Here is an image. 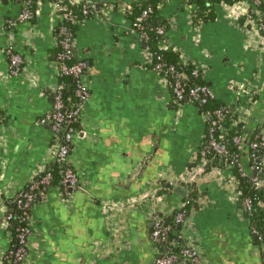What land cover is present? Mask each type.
Returning <instances> with one entry per match:
<instances>
[{"label":"crops","instance_id":"obj_1","mask_svg":"<svg viewBox=\"0 0 264 264\" xmlns=\"http://www.w3.org/2000/svg\"><path fill=\"white\" fill-rule=\"evenodd\" d=\"M24 1L0 0V255L11 242L3 221L6 200L43 173L58 148L39 118L51 111L60 81L54 36L59 20L49 0H38L32 21L10 25ZM97 1L99 15L83 21L74 40L77 58L89 65V98L81 105V130L73 136L68 165L84 190L66 196L56 179L45 200L34 204L27 264H155L152 214L167 219L194 192L180 235L199 250L201 264H264L233 171L213 161L198 166L206 131L199 109L173 104L163 77L149 67L151 53L128 32L121 7L144 0ZM160 5V21L169 24L164 47L201 69V81L219 104L234 110L248 105L255 92L244 131L249 139L264 124V47L243 24L245 6H217L216 20L196 28L184 0ZM10 48L25 59L17 77L9 73ZM154 147L142 177L129 179ZM163 182L174 185L160 192ZM179 186L186 194L175 192Z\"/></svg>","mask_w":264,"mask_h":264},{"label":"built area","instance_id":"obj_2","mask_svg":"<svg viewBox=\"0 0 264 264\" xmlns=\"http://www.w3.org/2000/svg\"><path fill=\"white\" fill-rule=\"evenodd\" d=\"M38 0H25L21 11L17 15V20H10L9 24L14 26L17 22L32 21L37 12ZM53 9L57 13L59 23L61 25L59 32V40L57 45H61L63 52L58 55L60 61H65L71 55V49L74 47L73 34H71L67 25H62L65 22H70L74 25H80L83 21L88 18L96 17L100 13V3L97 0H49ZM244 5L245 9L242 11L243 24L249 27L256 35H258L261 45L264 47V7L263 0H237L233 5ZM191 11V22L196 28L201 24H194L193 17L197 10V6L193 4H187ZM71 6H80L83 19L77 18V16L70 9ZM228 6V5H226ZM121 10L125 13L131 10V8L121 7ZM151 8L145 10L139 17L136 18L135 22H132L126 15L128 22V32L132 35H137L141 41L149 39L148 34L145 32L144 21L147 19ZM55 30V29H54ZM157 33L163 36L161 41V47L165 50L170 48L164 47L166 31L164 27L157 28ZM152 55V54H151ZM7 60L9 63V73L11 76H19L24 69L25 59L19 54L11 50L7 51ZM159 63L153 68L156 72L160 73V70H164L163 77L164 84L169 88L173 104L176 107H182L185 102H188L196 106L200 115L202 116L205 124V136L203 143L198 150V159L201 161L200 165L205 164L207 161L211 162L217 159L224 166L231 169L234 173L232 178L233 183L238 189L239 196L242 199L244 210L248 215L253 213L254 203L252 197L244 195V193L238 187V179L234 172L237 169L238 173L242 177H247L248 170L244 164L241 154L231 150L233 146H242V136L240 134L230 135L231 131H236L238 126L244 129L249 122L251 117V105L254 102L253 96L255 92L249 95V104L242 103L237 105L234 110L228 106H223L217 109H204L211 101L215 100L214 91L210 86L205 83H190V77L182 69L179 70L173 65H168L158 58ZM78 63L67 66L65 63H58L59 71L67 76H74L77 81L76 97L79 99V104L75 110L71 111L68 115L72 117L74 121L81 123V105L89 98V90L85 81V70L87 68L84 60L78 58ZM182 67H192V77L194 79L201 80V69L192 66L189 63L183 62L181 59ZM247 85L239 88V91H246ZM63 85H58L55 89L57 92L54 96V104L51 111L42 114L39 118V123L42 126L51 124V131L54 139L58 144L57 152L55 154L52 163L58 165L67 166L64 171L63 178L60 182V189L66 196H71L76 192L83 191V187L80 185L77 173L68 165L69 157L73 148V136L79 130H75L73 127L68 128L63 136H59L62 126L65 123L66 114L62 111L64 104L62 101L61 89ZM238 92V93H241ZM232 114V122L226 125L224 121ZM264 150V124L257 125V133L255 139L249 143V154L248 158L258 161V153ZM198 162V161H197ZM264 166V158L259 161L256 166H251L250 170L256 171V175L251 178V183L256 189H264V178L260 176L262 167ZM47 169L51 171L47 172L40 179H34L29 184L28 188H23L17 192L13 197L16 203V207L22 211L20 218V226L15 234V243L13 244V235L9 230V226L14 220L13 214L5 213L3 217L4 224H6L10 235L11 242L7 249H5L0 255L2 264H27L28 255L30 252V241L32 238V227H31V210L34 204L38 201H43L47 197V189L51 186L53 181L51 164ZM46 171V170H45ZM174 183H169V187H172ZM41 189V193L38 196L37 191ZM169 190V189H168ZM161 192V190H160ZM188 199V198H187ZM189 204L185 201V205L179 209H176L170 216L173 217L172 223H167V219L164 220L160 212H154L152 214V228L151 238L153 243L158 249V257L155 260V264H174L178 260L185 261L187 264H201V254L198 249L191 247L185 242L180 235V232H175L176 226L182 228L186 223L188 214L185 210ZM260 207L263 208L264 204L261 203ZM169 216V217H170ZM164 221V222H163ZM253 232L258 236L261 242V247L264 252V229L263 233L252 227ZM175 235L177 238H173Z\"/></svg>","mask_w":264,"mask_h":264},{"label":"trees","instance_id":"obj_3","mask_svg":"<svg viewBox=\"0 0 264 264\" xmlns=\"http://www.w3.org/2000/svg\"><path fill=\"white\" fill-rule=\"evenodd\" d=\"M165 0H144L140 3H133L131 4V10L126 11V15L128 18L132 21L135 22L136 18L139 17L145 10L151 8V12L149 13L147 19L144 21V26H145V32L148 34L149 39L142 41L143 44L145 45V48L148 49V51L152 54V61L149 64L150 68H154L158 63L159 60L158 58H161V61L168 64V65H173L179 70L185 71L188 76L190 77V83H203L200 79H194L192 77L191 71L192 67H182L181 61H180V53L171 49L165 50L161 47V41L163 39L162 35H159L157 33V28L159 27H164L165 31L168 30L169 24L166 21L161 22L160 21V13H161V8ZM237 0H184L186 4H194L197 6V10L194 13L193 17V23L194 24H204L207 22H212L215 21L217 18L216 14V7L220 5H228L231 6L233 5ZM264 7V0H263V5ZM70 9L74 14L77 16L79 19H83L84 15L82 14V10L80 6H71ZM62 25H67L71 34H73V37L76 36V30L78 28V25L71 24L70 22H65ZM61 25L57 26L54 30V36L59 40V32H60ZM56 51V61L60 62L61 64L65 63L67 66H72L76 63H78V58L76 56V50L73 47L71 49V55L68 59L65 61H60L58 58V55L63 52V48L61 45H57L55 48ZM84 60V59H83ZM84 62L87 65V68L85 70V73L88 71L89 65L86 60ZM165 71L162 69L160 70V74L163 76ZM59 85H63V88L61 89V94H62V101L64 104L63 107V112L66 114L65 118V123L61 128V131L59 133V136H63L66 133V130L68 128L73 127L75 130H81V123L74 121L72 117H69L68 115L70 114L71 111L75 110L76 107L79 104V99L76 97V89H77V81L74 78V76L70 75H64L60 72V81ZM58 92V91H57ZM54 91L51 96H52V106L54 104V96L57 93ZM225 105L219 104L216 100L211 101L208 105L204 107V109H217L221 108ZM232 122V114H229V116L226 118L224 123L226 125L230 124ZM46 127H48L51 130V124H47ZM257 133V127L252 131V135L249 136V139H246L247 137L245 135L244 129H241V127L238 126L236 131H231L230 135H237L240 134L242 136V146H233L231 148L232 151L238 152L241 154L242 160L244 164L246 165V168L248 170L247 177H242L237 169H234V172L237 176L238 179V187L239 189L244 193V195H248L252 197L253 203H254V209L253 213L249 215L252 223V227L257 228L260 233H263L264 229V210L263 208L260 207V204H264V189H256L253 187V184L251 183V178L256 175V171H252L248 168L251 166H256L259 164V161L264 158V150L260 151L258 153L259 159L258 161L252 160L248 158V163H245L244 157L245 155L249 154V143L252 142L255 139V135ZM55 136V135H54ZM214 164L220 165V162L215 159L213 161ZM51 168H53L52 171V176H53V181L56 180L58 182V185H60L61 179L63 178L64 171L67 169V166H62L58 165L56 163L51 164ZM262 172L260 173V176L264 178V166L262 167ZM51 171V169H46L43 173H41L36 179H40L43 177L47 172ZM51 182V185L53 183ZM162 182V181H161ZM29 183L24 187L28 188ZM163 189L161 192H164V190H170L171 187L168 186L167 183L163 182L162 183ZM41 193V189L37 191L38 196ZM197 198L196 192L191 193V196L186 200L189 202V204L186 206L185 210L187 213L189 212L190 208L194 206V200ZM6 205H7V212L9 214H13L14 220L12 221L11 225L9 226V230L11 231L13 237V244L15 243V234L17 233V229L20 226V218L22 216V211H20L16 207V203L14 201V198L12 199H7L6 200ZM32 211V210H31ZM173 217H168L167 218V223H172ZM175 232H180V228L178 226L175 227L174 229ZM173 238H177L175 235H172ZM260 244L262 241H260Z\"/></svg>","mask_w":264,"mask_h":264},{"label":"water","instance_id":"obj_4","mask_svg":"<svg viewBox=\"0 0 264 264\" xmlns=\"http://www.w3.org/2000/svg\"><path fill=\"white\" fill-rule=\"evenodd\" d=\"M156 150H157V147H154L152 152H149L148 154L144 155L141 159H139L137 168L135 169L134 176L128 177L129 179L134 178V177H135V179H140L142 177L144 171L150 166L151 162L153 161L154 154H155ZM221 165L223 166V163H221ZM209 167H210V163L205 167V169H207ZM187 186L189 187L190 184H187ZM83 190H84V188H83ZM175 192H177L181 195L186 194V191H184L180 186L176 187ZM187 196H189V193ZM150 233H151V231H150ZM180 262H182V260H178V262H176L174 264H178Z\"/></svg>","mask_w":264,"mask_h":264}]
</instances>
